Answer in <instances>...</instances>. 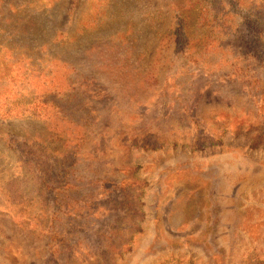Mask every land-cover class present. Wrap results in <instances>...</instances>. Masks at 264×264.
I'll use <instances>...</instances> for the list:
<instances>
[{"label":"rangeland","instance_id":"obj_1","mask_svg":"<svg viewBox=\"0 0 264 264\" xmlns=\"http://www.w3.org/2000/svg\"><path fill=\"white\" fill-rule=\"evenodd\" d=\"M0 264H264V0H0Z\"/></svg>","mask_w":264,"mask_h":264}]
</instances>
